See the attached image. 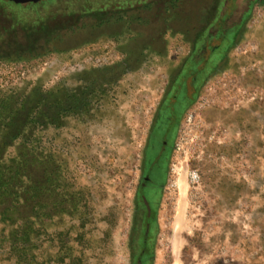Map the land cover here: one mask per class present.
I'll list each match as a JSON object with an SVG mask.
<instances>
[{
  "label": "rangeland",
  "instance_id": "374dc122",
  "mask_svg": "<svg viewBox=\"0 0 264 264\" xmlns=\"http://www.w3.org/2000/svg\"><path fill=\"white\" fill-rule=\"evenodd\" d=\"M85 1L0 0V264H264V149L179 120L205 13L264 41V0Z\"/></svg>",
  "mask_w": 264,
  "mask_h": 264
},
{
  "label": "crops",
  "instance_id": "0c3cea01",
  "mask_svg": "<svg viewBox=\"0 0 264 264\" xmlns=\"http://www.w3.org/2000/svg\"><path fill=\"white\" fill-rule=\"evenodd\" d=\"M85 2L86 4L82 5L88 9L89 0ZM112 8L111 6L108 10L110 13L118 10V8ZM103 10L102 8L94 10V16L103 15ZM116 15L119 18V15ZM209 15L205 13L207 20L202 23L198 31L199 39L195 42L187 40L189 44L183 54L184 59L182 58L180 63L183 70L190 49L195 48L198 43L196 47L200 48L199 50L204 52L209 49L205 62L193 67L195 73L192 74L191 79L190 74L187 75L185 80L188 84L185 83L180 88L179 93L182 92V99L187 102L185 113L179 119L180 124L186 119L185 116L189 110L192 114L191 121L197 120L198 126L205 124L207 127H212L215 137L238 136L248 146L247 150L251 154V159L256 160L264 149V41L252 38L245 42H238L237 25L228 31H222L221 26L218 30L216 29L217 36L225 32L222 39L217 41L218 39L212 36V32L208 31L212 30L209 28L213 25L209 21ZM117 22L122 21L117 20ZM214 41L218 43L212 46L211 42ZM128 46L134 47V43L131 42ZM135 47L138 46L135 45ZM121 48L125 49V44L122 43ZM122 55L123 52H121ZM229 55L235 60L230 62V65ZM190 70L191 68L188 72ZM75 79L80 81L81 77L77 75ZM187 79L191 81L188 82ZM85 80L86 83L99 81L101 84L106 81L105 75H101L100 79L85 77ZM170 88H174V83ZM179 93L174 95L173 101L178 100ZM161 106L158 107L159 110H162ZM229 129L232 131L230 132ZM260 157L263 158L262 155Z\"/></svg>",
  "mask_w": 264,
  "mask_h": 264
},
{
  "label": "flooded vegetation",
  "instance_id": "af4514ba",
  "mask_svg": "<svg viewBox=\"0 0 264 264\" xmlns=\"http://www.w3.org/2000/svg\"><path fill=\"white\" fill-rule=\"evenodd\" d=\"M168 109H171V110L173 109L172 111H170L171 114L174 112V109H175L174 108V102H172L170 104V107ZM163 110H164V108H162V110H159V114H161V111H163ZM164 123H166V122H164ZM167 123H169V121ZM156 124L157 123H155V125ZM160 124L163 125V123H161V122H160ZM166 126H167V124H166ZM153 133H154L153 130L149 131V134H148V137L146 139V143L144 145V149H143V152H142L143 163L146 165L145 167L147 168V171L150 174L149 175L150 177H146L145 178V186H146V188L149 187L148 188L149 191H151V189H150L151 187L150 186L157 185V184H155V181H156L155 178H153V172H155V170H156V166H155L156 161L154 162L153 161L154 159L150 161V156L155 153V149H156V145L155 144L157 142H159V141H158V138L156 136H154ZM161 143L165 144V141L162 140Z\"/></svg>",
  "mask_w": 264,
  "mask_h": 264
},
{
  "label": "trees",
  "instance_id": "16d2710c",
  "mask_svg": "<svg viewBox=\"0 0 264 264\" xmlns=\"http://www.w3.org/2000/svg\"><path fill=\"white\" fill-rule=\"evenodd\" d=\"M12 180H13V178H12V175H9V179L7 178V176L6 175H0V183L1 184H4L3 186L5 187V188H7V187H9L10 189L9 190H13V184L11 183L12 182ZM49 185H51V182H50V184ZM50 187H52L53 188V190H52V192L53 193H55V189H54V187L53 186H50ZM28 191L26 190V192L25 193H27ZM5 198V197H4Z\"/></svg>",
  "mask_w": 264,
  "mask_h": 264
},
{
  "label": "water",
  "instance_id": "95a60500",
  "mask_svg": "<svg viewBox=\"0 0 264 264\" xmlns=\"http://www.w3.org/2000/svg\"><path fill=\"white\" fill-rule=\"evenodd\" d=\"M7 1H11L16 4H26V3H38L42 0H7Z\"/></svg>",
  "mask_w": 264,
  "mask_h": 264
}]
</instances>
